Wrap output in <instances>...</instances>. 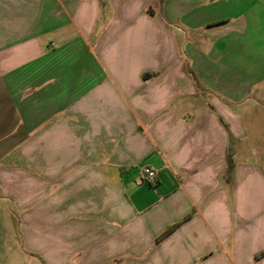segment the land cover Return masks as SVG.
I'll list each match as a JSON object with an SVG mask.
<instances>
[{"label": "crops", "instance_id": "1", "mask_svg": "<svg viewBox=\"0 0 264 264\" xmlns=\"http://www.w3.org/2000/svg\"><path fill=\"white\" fill-rule=\"evenodd\" d=\"M0 203V264H264V0H0Z\"/></svg>", "mask_w": 264, "mask_h": 264}, {"label": "rangeland", "instance_id": "2", "mask_svg": "<svg viewBox=\"0 0 264 264\" xmlns=\"http://www.w3.org/2000/svg\"><path fill=\"white\" fill-rule=\"evenodd\" d=\"M227 159L228 160L229 159L230 160H234V157L232 156L231 153H229L227 155ZM3 210H4V204L0 203V227L6 228V229L7 228L11 229L13 231L12 234H14V236H13L14 242H15V244H18L20 242H19V235H18V232H17L16 215H14V218H11V217L7 218L5 216V214H3ZM8 243H10L9 235L8 236H6L5 234L1 235L0 236V246L3 247V249H5L6 248V244L8 245ZM0 252H1V248H0ZM4 254H2V255L4 256ZM17 257H18V255H17ZM17 261H19V258H17ZM23 264H28V263L25 261V262H23Z\"/></svg>", "mask_w": 264, "mask_h": 264}, {"label": "built area", "instance_id": "3", "mask_svg": "<svg viewBox=\"0 0 264 264\" xmlns=\"http://www.w3.org/2000/svg\"><path fill=\"white\" fill-rule=\"evenodd\" d=\"M142 179L147 183H154L156 181V172L148 166L142 167Z\"/></svg>", "mask_w": 264, "mask_h": 264}, {"label": "trees", "instance_id": "4", "mask_svg": "<svg viewBox=\"0 0 264 264\" xmlns=\"http://www.w3.org/2000/svg\"><path fill=\"white\" fill-rule=\"evenodd\" d=\"M232 168V160H228L227 159V172H226V175L229 176L230 174V170ZM175 225H172L171 227H169L168 229H166L164 232H163V235L168 233Z\"/></svg>", "mask_w": 264, "mask_h": 264}]
</instances>
